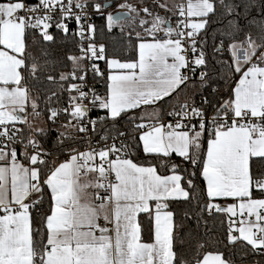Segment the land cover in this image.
Instances as JSON below:
<instances>
[{"label": "snow or ice", "instance_id": "snow-or-ice-1", "mask_svg": "<svg viewBox=\"0 0 264 264\" xmlns=\"http://www.w3.org/2000/svg\"><path fill=\"white\" fill-rule=\"evenodd\" d=\"M256 256L264 0H0V264Z\"/></svg>", "mask_w": 264, "mask_h": 264}, {"label": "trees", "instance_id": "trees-1", "mask_svg": "<svg viewBox=\"0 0 264 264\" xmlns=\"http://www.w3.org/2000/svg\"><path fill=\"white\" fill-rule=\"evenodd\" d=\"M97 22L99 23L100 21L98 20ZM109 40L113 43H118L119 37L118 36L109 37ZM190 226L195 227V225H190ZM221 250H222V246H221ZM248 259L251 261V263H255L256 261L261 260L262 258L259 256H256V257H249ZM237 264H240L238 259H237Z\"/></svg>", "mask_w": 264, "mask_h": 264}, {"label": "built area", "instance_id": "built-area-1", "mask_svg": "<svg viewBox=\"0 0 264 264\" xmlns=\"http://www.w3.org/2000/svg\"><path fill=\"white\" fill-rule=\"evenodd\" d=\"M133 2H135V0H133Z\"/></svg>", "mask_w": 264, "mask_h": 264}, {"label": "crops", "instance_id": "crops-1", "mask_svg": "<svg viewBox=\"0 0 264 264\" xmlns=\"http://www.w3.org/2000/svg\"><path fill=\"white\" fill-rule=\"evenodd\" d=\"M251 264H255V263H251Z\"/></svg>", "mask_w": 264, "mask_h": 264}]
</instances>
